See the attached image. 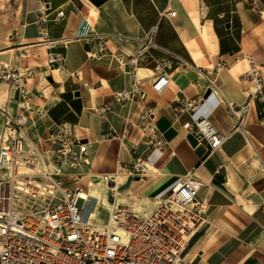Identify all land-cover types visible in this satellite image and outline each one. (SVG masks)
<instances>
[{
	"label": "crops",
	"instance_id": "crops-1",
	"mask_svg": "<svg viewBox=\"0 0 264 264\" xmlns=\"http://www.w3.org/2000/svg\"><path fill=\"white\" fill-rule=\"evenodd\" d=\"M42 5L48 7L46 42L38 26ZM59 10L65 15L56 20ZM169 10L175 15L161 14ZM196 19L213 36L210 51L197 38ZM153 26L148 53L169 61L172 80L163 92H155L153 63L141 62L140 89L155 107L154 116L145 118L140 102H118L113 92L129 88L121 63ZM99 40L108 51L91 56ZM240 52L249 54L264 74V0H0V70H34L28 88L38 109L30 138L48 152L57 146L50 133L65 122L87 145L86 162L65 169L68 185L87 190L92 178L113 175L117 198L149 211L185 176L202 182L196 198L206 207V220L191 236L181 264H264V101L244 93L249 83L241 75L248 64ZM174 56L201 68L218 59L227 62L217 76L225 102L212 111L210 121L220 132L232 129L227 105L238 109L249 101L245 132L235 130L211 150L183 128L189 116L178 115L173 105L183 95L201 94L205 85L193 81L194 72L177 76ZM49 57L58 61L50 65ZM103 104L108 111L100 110ZM13 109L12 98L0 89V134L3 113ZM152 125L165 141L161 150L145 143ZM137 156L151 167L145 179L129 176L122 166Z\"/></svg>",
	"mask_w": 264,
	"mask_h": 264
},
{
	"label": "built area",
	"instance_id": "built-area-1",
	"mask_svg": "<svg viewBox=\"0 0 264 264\" xmlns=\"http://www.w3.org/2000/svg\"><path fill=\"white\" fill-rule=\"evenodd\" d=\"M45 5L38 13V26L42 42L48 41V21ZM78 12L79 9L74 10ZM162 15L174 16L175 11ZM63 10L54 19H62ZM156 26L151 27L136 49L122 61L123 71L130 77L128 89L116 90L118 102L138 101L142 116L152 118L154 105L147 102L137 77L139 66L145 59L153 63L152 89L163 92L172 80L168 60L148 53L153 46ZM108 51L103 40L96 44L94 54ZM175 70L180 74L194 72L193 81H203L201 94L193 98L179 97L173 105L178 114H188L183 128L205 140L211 150H216L231 137L235 130L245 132L244 123L249 101L238 109L228 104L232 114V129L218 131L211 123L212 111L225 102L217 76L228 67L218 59L211 67H197L178 56L173 57ZM248 67L241 80L249 83L244 90L248 98L264 101V74L247 53L240 52ZM57 57L48 58L50 65ZM34 75L32 68L3 66L0 70V89L12 98L14 109L3 113L0 134V264H181V255L196 229L206 220V207L197 200L202 182L187 175L170 193L157 200L149 211L120 202L113 175H103L107 187L110 209L98 207L86 196V189L78 184L68 185L65 169L75 168L86 162L87 145L65 122L57 123L49 138L57 146L48 152L40 151L29 136V126L37 112L31 102L28 88ZM209 91L208 95L205 93ZM109 105L103 104L102 111ZM150 136L145 143L161 150L165 141L155 126H149ZM129 176L145 179L147 164L142 157L124 163ZM101 205V204H100Z\"/></svg>",
	"mask_w": 264,
	"mask_h": 264
},
{
	"label": "bare ground",
	"instance_id": "bare-ground-1",
	"mask_svg": "<svg viewBox=\"0 0 264 264\" xmlns=\"http://www.w3.org/2000/svg\"><path fill=\"white\" fill-rule=\"evenodd\" d=\"M195 25H196V29H197L196 35H197V38L199 39L202 47L206 51L212 50L213 36H212V34H210L208 28L206 26L199 25L198 19L195 20ZM182 37L184 38L185 41H187V36H186L185 32L182 33ZM188 45L191 46L190 43H188ZM192 56L194 57V59L197 60V58H198L197 54L192 52ZM177 72L179 73V71L176 70V75H177ZM147 169H148V173H149V170H151V167L148 164H147ZM85 194H86V196L90 197L93 200L92 205H93V207H95V210H93L92 212H96L98 207L105 208V209L111 208V203L108 200V196H107V187H106L105 182L103 181L102 177L92 178L89 181V186H88ZM119 201L124 202L121 199H119ZM156 202L157 201H154V204ZM125 203H127V202H125ZM128 204H130V203H128Z\"/></svg>",
	"mask_w": 264,
	"mask_h": 264
},
{
	"label": "rangeland",
	"instance_id": "rangeland-1",
	"mask_svg": "<svg viewBox=\"0 0 264 264\" xmlns=\"http://www.w3.org/2000/svg\"><path fill=\"white\" fill-rule=\"evenodd\" d=\"M211 66H212L211 64H207V65H206V67H211ZM177 76L182 77L181 74H179L178 72H177ZM172 84H174V82H172ZM154 205H155V204H153L151 207H153ZM151 207H150V208H151Z\"/></svg>",
	"mask_w": 264,
	"mask_h": 264
},
{
	"label": "water",
	"instance_id": "water-1",
	"mask_svg": "<svg viewBox=\"0 0 264 264\" xmlns=\"http://www.w3.org/2000/svg\"><path fill=\"white\" fill-rule=\"evenodd\" d=\"M208 93H209V91H207V92L205 93V96H207V95H208Z\"/></svg>",
	"mask_w": 264,
	"mask_h": 264
}]
</instances>
